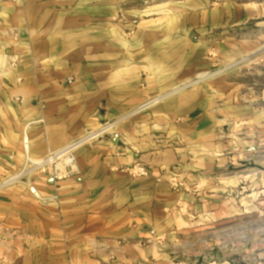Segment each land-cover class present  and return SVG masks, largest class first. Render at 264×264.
<instances>
[{
  "label": "crops",
  "instance_id": "crops-1",
  "mask_svg": "<svg viewBox=\"0 0 264 264\" xmlns=\"http://www.w3.org/2000/svg\"><path fill=\"white\" fill-rule=\"evenodd\" d=\"M262 63L264 0H0V264H264Z\"/></svg>",
  "mask_w": 264,
  "mask_h": 264
},
{
  "label": "built area",
  "instance_id": "built-area-1",
  "mask_svg": "<svg viewBox=\"0 0 264 264\" xmlns=\"http://www.w3.org/2000/svg\"><path fill=\"white\" fill-rule=\"evenodd\" d=\"M14 1V0H10ZM17 57H13L10 61L12 66H15L17 63ZM69 84L73 83L72 79L68 80ZM112 130V126L105 125L100 129L89 132L85 136L81 137L78 140L70 143L66 147L50 153L48 156L39 161H30L27 160L23 169L17 174L11 182L22 183L24 182L35 197H39L35 188L32 186L31 181L32 178L37 174H46L50 176L54 182L60 183L68 178H70L73 174H75L77 169V152L85 146H89L96 142L98 139L108 134ZM24 145L27 146V141H24ZM128 174L132 178H147L150 176L149 170L141 165L135 164L132 167L127 169ZM160 182V180H158ZM168 184L170 188L174 191H181L185 189V184L183 182H179L176 178L170 177L168 179ZM152 240L155 238L154 232H151Z\"/></svg>",
  "mask_w": 264,
  "mask_h": 264
},
{
  "label": "rangeland",
  "instance_id": "rangeland-1",
  "mask_svg": "<svg viewBox=\"0 0 264 264\" xmlns=\"http://www.w3.org/2000/svg\"><path fill=\"white\" fill-rule=\"evenodd\" d=\"M262 64L264 65V63ZM247 74L248 75L246 79L248 81L260 80L264 85V67L258 68L256 66H252ZM233 234L236 238L234 244L235 249L239 250L240 248H242L244 244L243 241L245 240V238L249 236L259 237L260 235H264V224L261 225L258 221V217L253 216L250 220L245 222V224L243 222H237L235 224V229ZM189 246H191L190 248L192 250L197 251L198 249L197 247H195V245H189ZM180 252H182V250ZM209 260H210L209 258H201L198 259L197 261L199 262V264H201L203 262H208Z\"/></svg>",
  "mask_w": 264,
  "mask_h": 264
}]
</instances>
